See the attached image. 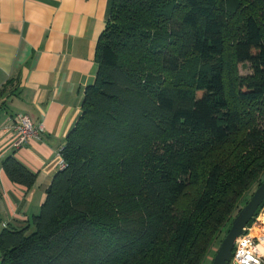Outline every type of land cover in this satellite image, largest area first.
Listing matches in <instances>:
<instances>
[{"label":"trees","instance_id":"16d2710c","mask_svg":"<svg viewBox=\"0 0 264 264\" xmlns=\"http://www.w3.org/2000/svg\"><path fill=\"white\" fill-rule=\"evenodd\" d=\"M96 62L62 167L39 213L0 231V264H211L264 182V0H112ZM2 167L33 187L14 156Z\"/></svg>","mask_w":264,"mask_h":264},{"label":"crops","instance_id":"0c3cea01","mask_svg":"<svg viewBox=\"0 0 264 264\" xmlns=\"http://www.w3.org/2000/svg\"><path fill=\"white\" fill-rule=\"evenodd\" d=\"M111 1L0 0V231L39 213L62 167L60 151L96 78ZM17 114L43 130L14 149L9 127ZM10 156L36 174L32 188L8 178L2 163Z\"/></svg>","mask_w":264,"mask_h":264},{"label":"built area","instance_id":"2783aa9c","mask_svg":"<svg viewBox=\"0 0 264 264\" xmlns=\"http://www.w3.org/2000/svg\"><path fill=\"white\" fill-rule=\"evenodd\" d=\"M41 125L34 126L29 117L17 114L9 127L13 135L12 147H22L30 138H38L42 132ZM264 207L260 209L254 221L244 228L232 250L229 264H264Z\"/></svg>","mask_w":264,"mask_h":264},{"label":"water","instance_id":"95a60500","mask_svg":"<svg viewBox=\"0 0 264 264\" xmlns=\"http://www.w3.org/2000/svg\"><path fill=\"white\" fill-rule=\"evenodd\" d=\"M262 203H264V182L256 188L248 202L232 220L231 227L222 239L211 264H229L236 239L243 234L244 228L253 219Z\"/></svg>","mask_w":264,"mask_h":264},{"label":"rangeland","instance_id":"374dc122","mask_svg":"<svg viewBox=\"0 0 264 264\" xmlns=\"http://www.w3.org/2000/svg\"><path fill=\"white\" fill-rule=\"evenodd\" d=\"M251 72L249 71L248 68H240V74L241 75H248L250 74ZM218 244V243H217Z\"/></svg>","mask_w":264,"mask_h":264}]
</instances>
